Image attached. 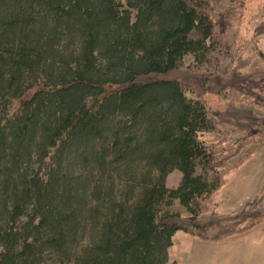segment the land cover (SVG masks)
I'll list each match as a JSON object with an SVG mask.
<instances>
[{
	"label": "trees",
	"instance_id": "obj_1",
	"mask_svg": "<svg viewBox=\"0 0 264 264\" xmlns=\"http://www.w3.org/2000/svg\"><path fill=\"white\" fill-rule=\"evenodd\" d=\"M245 2L0 0V264H179V230L218 242L264 222L213 198L264 138Z\"/></svg>",
	"mask_w": 264,
	"mask_h": 264
},
{
	"label": "rangeland",
	"instance_id": "obj_2",
	"mask_svg": "<svg viewBox=\"0 0 264 264\" xmlns=\"http://www.w3.org/2000/svg\"><path fill=\"white\" fill-rule=\"evenodd\" d=\"M240 33L247 40L242 52L243 57L257 55L259 50L264 51V0H246ZM192 61L193 57L186 58L187 63ZM261 65L260 60L255 57L250 67ZM201 98L211 108L223 110L226 107V100L217 94L207 93ZM240 136L239 132L232 133L227 137V142L235 143ZM201 137L208 142H218L223 138L221 134L215 132L202 133ZM253 148H255L253 156L240 167L233 169L225 185L214 194L213 198L218 203L219 211L234 212L249 207L264 208V195L259 194L264 182V138H258ZM181 179L182 173L174 169L167 176V186L175 188L180 184ZM166 211L187 214V210L178 200L166 206ZM219 242L216 246L212 241L179 230L173 236V244L168 248L169 263L176 259L179 264H204L213 252L223 250L219 253L221 258H224V251L227 252L228 264H234L233 261H236V264H264V222L248 232ZM255 253L261 256H256Z\"/></svg>",
	"mask_w": 264,
	"mask_h": 264
},
{
	"label": "crops",
	"instance_id": "obj_3",
	"mask_svg": "<svg viewBox=\"0 0 264 264\" xmlns=\"http://www.w3.org/2000/svg\"><path fill=\"white\" fill-rule=\"evenodd\" d=\"M214 243L217 246L218 243H220V242L218 241L217 243L216 242H214ZM219 245H221V244H219ZM222 251L223 250H219L220 253H222ZM219 252H216V253L213 252V254H211V257L210 258H207L205 260L204 264H228L229 258L226 255L227 252L224 251V254H225V257L224 258H221V254ZM254 255L259 256V257L261 256L258 253H255ZM233 262H234V264H236V261H233Z\"/></svg>",
	"mask_w": 264,
	"mask_h": 264
}]
</instances>
